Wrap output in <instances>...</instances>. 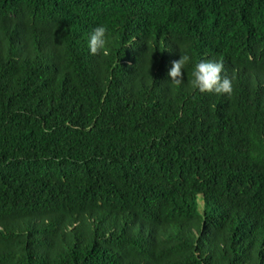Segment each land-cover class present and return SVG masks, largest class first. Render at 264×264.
<instances>
[{
    "label": "trees",
    "instance_id": "trees-1",
    "mask_svg": "<svg viewBox=\"0 0 264 264\" xmlns=\"http://www.w3.org/2000/svg\"><path fill=\"white\" fill-rule=\"evenodd\" d=\"M201 59L230 95L193 88ZM250 76L264 0H0V264H264Z\"/></svg>",
    "mask_w": 264,
    "mask_h": 264
},
{
    "label": "clouds",
    "instance_id": "clouds-1",
    "mask_svg": "<svg viewBox=\"0 0 264 264\" xmlns=\"http://www.w3.org/2000/svg\"><path fill=\"white\" fill-rule=\"evenodd\" d=\"M106 40L107 29L103 23H99L92 28L88 35L87 48L89 53L96 54L98 51L106 53ZM168 49L171 50V47L168 46ZM190 62V56L185 53L183 55H179V58L172 61L171 64L166 65V71H168L167 75L171 78L172 82L176 84L181 83V70H184L186 65H188ZM222 73V62L213 59H201L194 63L193 70L191 72V84L195 90L201 93L230 95L232 93V87L235 86V77L233 75L231 78H228L226 75H222ZM250 79L253 81V83L264 82L256 76H250ZM250 100L254 102V106L256 107L261 103L259 94L250 95ZM201 204L203 206L202 202L200 205Z\"/></svg>",
    "mask_w": 264,
    "mask_h": 264
},
{
    "label": "bare ground",
    "instance_id": "bare-ground-1",
    "mask_svg": "<svg viewBox=\"0 0 264 264\" xmlns=\"http://www.w3.org/2000/svg\"><path fill=\"white\" fill-rule=\"evenodd\" d=\"M22 7V6H21ZM213 42H215V41H213ZM192 45V44H191ZM171 201V200H170Z\"/></svg>",
    "mask_w": 264,
    "mask_h": 264
},
{
    "label": "rangeland",
    "instance_id": "rangeland-1",
    "mask_svg": "<svg viewBox=\"0 0 264 264\" xmlns=\"http://www.w3.org/2000/svg\"><path fill=\"white\" fill-rule=\"evenodd\" d=\"M201 206H202V204H201Z\"/></svg>",
    "mask_w": 264,
    "mask_h": 264
}]
</instances>
